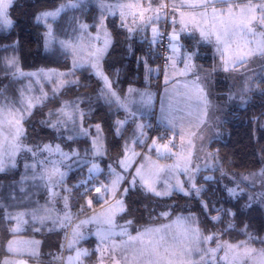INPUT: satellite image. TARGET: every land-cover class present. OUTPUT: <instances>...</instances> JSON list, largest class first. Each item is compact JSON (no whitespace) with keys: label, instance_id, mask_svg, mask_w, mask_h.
<instances>
[{"label":"trees","instance_id":"trees-1","mask_svg":"<svg viewBox=\"0 0 264 264\" xmlns=\"http://www.w3.org/2000/svg\"><path fill=\"white\" fill-rule=\"evenodd\" d=\"M63 1L66 0H14L10 6L9 14L14 24L10 28H0V102L17 100L24 85V77H13L6 66V59L11 56L18 58L19 67L24 70L42 67L69 68V52L55 42L50 47H45L43 44L45 25L35 20L37 14L56 7ZM97 16V5L91 0H83L75 7L66 8L52 21L54 35L69 38L75 34L82 21H86L89 29L93 31L96 29ZM120 24L119 15L107 16L112 44L103 58V67L119 93L123 95L130 85L140 86L145 83L144 62L158 64L160 50L158 40L155 43L149 42L148 32L142 34L140 29L132 33L126 27H120ZM160 24L161 22L159 26ZM72 77L77 83L66 84L32 110V114L24 123L26 135L23 142L31 146L58 143L66 150H78L83 158L96 162L101 168L99 172L93 174L95 179L91 183L96 185L98 181L108 180L109 165H117L123 155L125 143L130 141L131 133L135 131L131 122L127 121L117 133L116 121L122 119L123 110L116 103L109 104L101 98V80L90 67L76 69ZM65 101H79V107L85 113L83 126L90 128V132L96 124L101 126L104 140L102 155L93 157L90 137L78 134L79 121L75 126L70 122L67 127L59 129L49 126L57 119L56 115L49 117V113H55ZM161 127L157 120H154L150 127L147 126L148 133L155 134ZM221 129L223 136L213 139L209 144L216 165L213 168L200 169L195 179L196 186L201 188L199 195L193 191L185 195L175 190L171 195L156 196L137 184L123 196L125 211L118 216V221H132L129 225L131 231H138L144 226L164 221L179 213L192 214L204 234H216L218 239L233 243L247 241V244L256 248H264V177L261 176V171L264 170L263 73L251 86L244 104L229 109L228 116L221 123ZM68 136H72L73 139L69 140ZM135 147L141 149L143 145L137 143ZM25 155L27 152L22 151L20 158ZM88 166L87 161L71 168L62 183L68 189L74 218L104 203L103 200L95 199L94 192H90L89 196L93 197V203L88 207L87 198L81 195L84 191L81 181L88 178ZM21 167L18 164L0 172V255L5 252L9 238L21 234L39 238L45 257L56 256L61 253V245L65 241L58 230L47 231L39 227L37 221L31 219L27 227L20 232L13 233L9 229L12 220L6 218L5 210L9 208L11 211H17L25 206L19 199L21 190L17 189L22 184ZM240 173L254 176L259 174L262 179L255 183L256 185H250L239 180L237 176ZM237 183L243 191L238 192L236 196L229 195L228 189L235 188ZM12 190L14 193L17 191V194L12 193L9 196ZM46 195L47 189L38 195L37 202H43ZM202 202L208 203L207 211L204 210ZM10 204H13V208L9 207ZM217 209L226 211L217 212ZM227 210L235 215L229 214ZM161 213L168 215L163 216ZM217 215L220 216L219 220L211 219ZM229 224L232 226L229 227ZM249 237L252 239L249 240ZM95 241L91 236L81 242L90 248V253L85 258L87 264H94V257L97 255L94 249ZM215 242L216 240L211 241ZM48 243H51L50 247Z\"/></svg>","mask_w":264,"mask_h":264},{"label":"rangeland","instance_id":"rangeland-1","mask_svg":"<svg viewBox=\"0 0 264 264\" xmlns=\"http://www.w3.org/2000/svg\"><path fill=\"white\" fill-rule=\"evenodd\" d=\"M81 1L83 0H72V2L76 5ZM68 2L69 0L63 1L56 7L46 9L44 11H54L61 4H66ZM91 2H93V4L97 5L98 7V16L95 21L96 29H94L93 31L90 30L89 24L86 21H82L80 22V24L88 25V28L85 31L82 32L80 28H78L75 34L73 36H70L69 38L57 37L53 32V39L51 41V44L48 46L50 47L55 42L57 43V45L63 47L60 42L68 41L75 47V51L73 50V48L63 47L70 54V66L68 69L42 67L37 69L24 70L19 67L25 73H48L51 71L56 74L66 73L68 75L59 76L54 74L50 78H46L44 76H21L25 79L21 91L25 90L28 85H31V91L26 92V95L40 97L42 94V89L44 93H47L48 97L49 95L54 94L53 89L56 88L61 81H73L74 78L72 77V74L76 69L82 67H90L91 71L97 76V70L92 67L91 63L86 62L83 58L87 56V53L89 51H93L95 48L103 47L104 40L107 38L110 43L106 52L99 61V70L108 77L109 81H111L112 89L127 104V108L120 107L123 110V117L119 120H126V122L130 121L133 131H135L131 133V139L127 143L131 145L133 139H142L144 141V143L142 144L143 147L141 149H138L134 146L135 151L141 153V155L133 158V166L128 171L130 173H134L135 168L139 167L140 165H143V171L146 174H154L160 169H163L162 172H159V179H156L155 176H153V179H156V188L158 191L165 190L166 181L168 184L172 185H175L177 181H180L183 183L185 189H189L190 183L188 175L184 171L186 162H188L190 159V163H188L187 166L193 170L197 167L199 168V170L203 168H213L216 165V161H214L213 155H208L209 153L213 154L211 150H209L210 142L215 138H220L223 136L221 123L228 116L229 109L231 107L241 106L244 104L246 95L248 93V91H244L245 82L247 81L248 87L249 89H251V86L255 83V81H257V78L261 76L262 73L264 74V57H261L259 55L251 57L248 63L243 65L242 67L237 65L235 69L230 71L224 70L225 64L230 60L231 57H234L235 55L242 52H247L249 48H255L256 42L261 39L260 33L264 32V28H261L259 25L254 26L253 30L256 32L255 36L239 34L230 35L227 38L228 46L226 49L224 43H220L219 45L217 44L215 33L222 34L224 28L226 27V22L228 21L226 11L227 5L216 4L215 7L217 9H225V11L222 14L218 13L217 17L213 18L211 8L205 10L199 7L190 6L197 4L199 0H164V3H166L168 7L161 15L160 19L154 20V22L152 23H142L140 27L137 28L135 25L131 24V17L128 18V27H130L131 25V27L136 29L135 31H139L141 29L142 34H147L148 32L150 43H153V27L158 29L159 32L158 22L160 23L163 21L162 23H164L165 20L169 19V48L166 51V56L162 60L160 59L158 64L151 65L149 61H145V73L143 75L145 83L140 86L130 85L129 87H127L126 93L122 95L118 92L116 86L114 85L109 75L105 72L103 67V58L109 51L112 44V35L107 26V16L115 14L120 15V12H117L120 11V9H109L107 6L137 3L147 6V0H91ZM158 2L159 0H157V3L153 4V7H156L158 5ZM232 2L234 4L244 6L249 2V0H232ZM252 2L259 3L260 0H252ZM173 4L177 6L178 11L173 10ZM125 11H136V9H125ZM181 13H183V15H181ZM201 13H204V15H201ZM147 15L155 14L149 12L147 13ZM101 17H103V28L100 27ZM173 18L175 22H173ZM52 21L53 20L50 18L48 20V23H51L53 27ZM45 32L46 26L43 36L44 46ZM105 32L108 34L107 37L105 36ZM202 32H211L213 33V35L210 38L206 39L201 35ZM173 35H175L176 37L174 40L172 39ZM157 39L158 36L156 37V41ZM200 40L205 41L206 43L200 42ZM247 41H252V43H246ZM222 52L224 53L223 58L221 55ZM74 61L78 62V66L74 67ZM204 69H206V71H204ZM98 78L100 79V77ZM100 80L102 83L101 88H103L104 82L102 79ZM193 81H196L199 84L200 88L203 89V95L207 101L206 104L202 99L199 98L200 93L193 88ZM66 84L68 83H65L64 86ZM63 87H60L59 91ZM130 88L135 89V91L130 93ZM20 100L21 95L17 98V100L14 101L16 107H20ZM132 113H134V115H132ZM154 120H157V122L162 127L155 134H149L147 126L150 127L151 123L153 124ZM70 122L71 121H69L68 124ZM139 124L145 125L143 129L145 135L143 137H138V132L140 130L137 128V125ZM85 128H87L89 131V135L87 136L90 137L92 145V141L97 135L96 128L93 127L92 132H90V128ZM77 131L79 130L77 129ZM74 133H76V131ZM101 137L103 144L102 151H104V140L102 133ZM153 139L157 140V145L168 144L171 151H166L163 148L160 149V152H157L155 148L149 150L147 146L152 144ZM169 141H171V143H169ZM44 145L46 144L40 146L43 147ZM51 145L54 147L55 145L60 144L53 143ZM173 145H175V147H173ZM28 146L31 147V145ZM60 148L64 152L72 151L64 149L61 145ZM92 150L93 145L91 147V152ZM20 154H18L16 157V166H18V164L22 166L21 169L23 179L21 178L22 184H20L17 189H23V192H19V195H21L19 196V199H21L22 201L21 204H24L25 206L23 209L17 211H11L9 208H7L5 210L6 218L8 219V213H11L13 216H15V214L18 212L27 213L28 211H31L38 206H46L53 209V217H63L67 212L70 216V220L66 221L63 226H61L59 222L54 224L52 219L47 220L49 224L54 225L56 227V230L62 233L64 239L66 238V242L64 243V245H61V247L63 246L61 253L56 256L51 255V260L57 264H61V261L62 264H68L67 258L69 256L75 257L77 250L86 249L88 250V253H90L89 246L86 244H82L81 242L83 239L94 236L96 238L94 249L97 251V255L94 257V264H100V249H103L105 245L101 243V236L98 235V233H104L109 227L108 224L103 222L109 215L108 205L104 203L101 207L90 211L89 214L84 215L83 217H80L70 223L73 218L74 209L71 207L72 201L68 191H66V186L60 184L58 187L53 189L54 191L58 192L59 195L55 197L54 203L50 202V191L49 188L44 186V181L39 179H31L33 171L31 169L25 168V164H31L35 158L30 152H27V155L21 158ZM47 155V152L41 153L39 158L43 159ZM160 157L166 158V160L160 159ZM58 159H60L58 155H53L50 157V160ZM84 161L89 162L88 168L91 167L92 163H96L92 160L83 158L82 154H80V158L73 157L70 160L64 161V163L61 165V171L66 173L63 180L65 179L68 171L71 168L76 167L77 165H79V163H84ZM112 167L117 171H122L118 163L116 166ZM9 168L12 167H8L6 169ZM99 169L101 170L100 167ZM199 170L195 171V179ZM88 176L89 172L87 169V177ZM237 177H239L240 181L249 183L250 185H254L262 179L259 174L254 176V174L240 173ZM242 177H249V179L242 180ZM110 178L111 177H109L107 181L96 182V186H99V182L108 183ZM130 178L131 177L129 176V179ZM123 187H128V185L124 183L121 185V188ZM46 189L47 195L44 198V201L37 202L38 195L44 192ZM175 190L176 189L173 188L172 192ZM192 191L195 192V190ZM12 193L16 195L17 191L14 193L12 190L8 195L11 196ZM65 196L68 197L67 208H65V202L63 199V197ZM119 198L121 197L118 194L117 199ZM122 198L124 200V197ZM109 200H111L110 197ZM9 207L13 208V204H10ZM121 213L122 212H117L114 217V222L118 226L126 224V222L118 221V216ZM40 214L43 215V213ZM179 216L188 217L193 215L179 213V215H174L173 217L168 218L164 221L144 226L138 231H131V228L128 225L127 231L132 236H135L138 232H143L146 228H157L162 225H170ZM93 217L96 218L93 219ZM30 219V215H25L23 217L24 221H28ZM12 221L13 222L10 224L9 229L13 233L22 231L27 227V222L18 225L15 219H12ZM83 221L90 222L81 223ZM77 225H79L78 230L83 234V236L74 244L73 247L69 248L67 245L69 241L72 240V233ZM191 226L198 227L196 218L195 224ZM48 227L49 225L47 226V228ZM51 228L52 227L48 229ZM119 231L120 229L119 227H117L116 232L119 233ZM176 232L177 229L175 228V226H173L172 229H166L163 235L165 236L166 240L172 241L173 237L176 235ZM203 235L207 236L210 234L203 233ZM114 239L119 242L122 239L126 240L127 236L121 237L120 235H116ZM217 243L221 245L227 244L236 246L241 242L233 243L229 242L228 240L219 238L215 243H211V241H209L207 244H202L201 247L215 248L217 246ZM50 244L51 243H48V247L51 246ZM39 246L40 241L35 237L15 234L10 237V240L6 244L5 252L0 255V264H47L44 263L41 259V255L45 254V252H41L39 250ZM247 248L255 249L256 251L245 254L244 247L233 248L231 250L222 248L216 254L217 264H261L260 250H264V248H256L251 244H247ZM65 250L68 251L66 252ZM226 252L228 253V260H220L219 258L223 257ZM61 257L62 260H60ZM85 258L86 256H82L80 261L74 260L72 264H87ZM194 258L199 259L198 256ZM104 264H111V261L109 259H105Z\"/></svg>","mask_w":264,"mask_h":264},{"label":"snow or ice","instance_id":"snow-or-ice-1","mask_svg":"<svg viewBox=\"0 0 264 264\" xmlns=\"http://www.w3.org/2000/svg\"><path fill=\"white\" fill-rule=\"evenodd\" d=\"M14 3V0H0V28H10L13 26L14 21L10 18L9 8ZM157 3V0H147V6L143 4H117V5H108L109 9L118 8L120 9L121 24L120 27H128V18L131 17V24L135 25L137 28L140 25L152 23L154 20L161 18V15L165 12L168 5L164 3V0H159L158 5L153 7V4ZM216 4L227 5V16L228 21L226 22V27L224 28L223 33H215V38L217 44L224 43L227 49L228 43L227 38L230 35H251L255 36L256 32L253 30L254 26L259 25L261 28H264V0H260L259 3H253L252 0L244 5L240 6L234 4L232 0H199L197 4L190 5L192 7H199L202 9L212 10L213 18H216L218 13L222 14L225 9H217ZM76 4L69 0L66 4H61L54 11H44L35 16V20L40 23L43 22L46 26L45 32V47H48L51 44L53 39V27L51 23H48V20L51 18L53 21L56 20L59 15L68 7H75ZM183 6V5H181ZM103 7V5H102ZM174 11H178L175 4L172 5ZM125 9H136V11H128ZM154 13L155 15H147V13ZM183 15V13H181ZM204 15V13H201ZM173 22L174 18H173ZM100 27H104L103 17H101ZM80 30L83 32L88 28L86 24L79 25ZM129 32L136 30L133 27L128 28ZM153 43L156 42V37L159 35L158 29L153 27ZM105 32V36L107 37ZM202 36L206 39L210 38L213 33L211 32H202ZM261 39L256 42L255 48H249L247 52H242L234 57H231L228 62L225 64V71L233 70L239 66H243L248 63L249 59L255 55L264 57V32L260 33ZM176 37L173 35L172 39ZM65 48L75 47L68 41L60 42ZM110 41L106 38L104 40L103 47L95 48L93 51H89L87 56L83 59L91 63L92 67L97 70L96 74L104 82V87L101 89L100 96L107 103L112 104L116 103L118 107L127 108V104L121 97L112 89L111 81L108 77L104 75L103 72L99 70V61L106 52ZM246 43H252V41H247ZM174 48V46H173ZM219 50V49H218ZM222 58L224 53H221ZM6 66L9 69L10 74L13 77L17 76H26V77H39L44 76L50 78L52 75L56 74L53 72L48 73H25L19 68L18 58L13 56L7 58ZM78 66V62L74 61V67ZM56 75L64 76L68 75L66 73H58ZM250 79V78H249ZM65 83L72 84L77 83L76 81H61L60 84L53 89V92L59 91L60 87H63ZM193 88L200 93L199 98L204 101L206 104V98L203 95V89L200 88L199 84L196 81L192 82ZM247 81L245 82L244 91H249ZM31 91V85H28L25 90L21 91V100L19 101L20 107H16L15 102H0V172H3L8 167L16 166V157L22 151L30 152L35 158L31 164L26 163L25 168L31 169L33 175L31 179L33 180H42L44 181V186L49 188L50 191V202L54 203L55 197L59 195L58 192L54 191L56 187L63 183V178L66 175L65 172L61 171V165L64 161L70 160L73 157L80 158V153L78 150L73 149L71 152H64L60 145H55L54 147L51 144H46L43 147L40 145L28 146L24 144L23 140L26 135L24 129V123L28 116L32 114V109L36 107L37 104L42 103L44 99L47 98V93H44L41 89L40 97H33L26 95V92ZM135 89H129V92H133ZM56 115L57 119L50 123V127L59 129L60 127H67L69 121L75 126L77 121H79V132L80 135H89L87 128L83 126V120L85 113L79 107V101L76 102H64L61 108L57 109L55 113L50 112L49 117ZM134 115V113H132ZM127 119V118H126ZM126 122L116 121L117 133H119L121 126ZM42 123H48V121H42ZM145 125L139 124L137 128L140 130L138 132V137H143L145 135L143 129ZM97 135L92 141L93 157L103 154V144L101 137V126L99 124L95 125ZM69 140L73 139L72 136L68 137ZM143 144L142 139H133L131 145L127 142L123 148V156L118 161L119 167L122 171H117L111 165H109V174L110 179L108 183L99 182L97 187L95 184H92L91 181L95 179L94 173L100 171L99 165L92 163L91 167L88 168L89 176L87 179L81 181V185L84 186V191L81 193L82 196L86 197V204L88 207L92 206L93 197L89 196L90 192L95 193V199L103 200L106 205H108L109 215L103 221L108 224L109 227L104 233H98L101 236V243L105 245L101 251L100 264H104L105 259H109L111 264H217L216 254L222 249L227 248L229 250L233 248L244 247L245 254L249 252H255V249L247 248V241H242L239 245H221L217 243L215 248L211 247H201L202 244H207L209 241L217 240L218 237L216 234L203 235L199 227H193L191 225L195 224V217L188 216L183 217L179 216L175 221L170 225H162L157 228H146L143 232H138L137 235L132 236L127 231V226L131 225L132 221H127L125 225H116L114 222V217L117 212L125 211V205L123 196L126 195L130 189H134L139 183L140 187L144 188L145 191L151 192L156 196H167L171 195L172 189L175 188L178 191L184 192L185 195L191 194L192 190H195L196 194L199 195L201 188L197 187L194 183L195 171H198L199 168L190 169L187 164L190 163V159L186 162L184 171L188 175L190 188L185 189L183 183L177 181L175 185L168 184L165 182V190L158 191L156 188V179H159V172H162L163 169H160L154 174H146L143 171V165L135 168L134 173H130L128 170L133 166V158L141 155L135 151V145ZM171 143V141H169ZM149 150L155 148L157 152H160V149L163 148L166 151H171L168 144L157 145V140L153 139L152 144L147 146ZM175 147V145H173ZM47 152L48 155L43 159H40L39 156L41 153ZM53 155H58L60 159L50 160V157ZM87 155V153L85 154ZM209 156L213 155L211 153ZM147 158V157H146ZM87 163V161H84ZM129 176L131 177L129 179ZM155 176L156 179H153ZM261 176L264 177V170L261 171ZM23 179V178H22ZM205 179H211V177H205ZM249 177H242V180H247ZM126 183L128 187L121 188V185ZM23 192V189H21ZM66 191H68L66 189ZM243 191L239 187V183L235 188H229L228 192L231 196L238 195V192ZM120 195L121 198L117 199V195ZM109 197L111 200H109ZM65 202V208L68 207L67 200L68 197H63ZM203 208L205 211L208 210V203L202 202ZM226 211L223 209H217V212ZM229 214L230 210H227ZM53 209L46 206H38L35 209H32L30 212H18L13 216L11 213L7 214L9 220L15 219L17 224L26 223L27 221L23 220L25 215H30L33 221H39L41 225L45 223L46 220L52 219L53 223L59 222L61 226L68 220H70L69 214L66 212L63 217H53ZM40 213H43L41 215ZM163 216H167L168 213H161ZM96 217H93L95 219ZM212 220H219L220 216H212ZM90 221H83L81 223H87ZM173 226L177 229L176 235L173 237L172 241L165 239L163 233L166 229H172ZM232 225L229 224V227ZM119 227V233L116 232V228ZM79 225L73 230L72 240L69 241L68 247L71 248L74 244L82 238L83 234L79 232ZM39 231V229H37ZM120 235L121 237L127 236V239L120 240L117 242L114 237ZM252 238L249 237V240ZM110 241V243H109ZM63 247V246H62ZM89 255L88 250H77L75 257L69 256L68 264L72 262L80 261L82 256ZM198 256L199 259L194 257ZM261 264H264V250H260ZM62 260V257L60 258ZM220 260H228V253L226 252L223 257L219 258Z\"/></svg>","mask_w":264,"mask_h":264},{"label":"built area","instance_id":"built-area-1","mask_svg":"<svg viewBox=\"0 0 264 264\" xmlns=\"http://www.w3.org/2000/svg\"><path fill=\"white\" fill-rule=\"evenodd\" d=\"M162 22L159 26V32H158L159 35H158V39H157L158 45H159V50H160V59L161 60L166 56V51L169 48V42H168L169 19L165 20L164 23H162ZM61 264H62V261H61Z\"/></svg>","mask_w":264,"mask_h":264},{"label":"crops","instance_id":"crops-1","mask_svg":"<svg viewBox=\"0 0 264 264\" xmlns=\"http://www.w3.org/2000/svg\"><path fill=\"white\" fill-rule=\"evenodd\" d=\"M117 12H120V11H117ZM119 15V14H118ZM120 16V15H119ZM158 24H159V22H158ZM157 24V25H158ZM130 27H131V25H130ZM127 29L129 28V27H126ZM135 31V30H134ZM133 31V32H134ZM157 42V41H156ZM200 42H203V43H206L205 41H201L200 40ZM201 70H203V69H201ZM204 71H206V69H204ZM119 92V91H118ZM160 159H164V160H166V158H163V157H160ZM104 204V203H103ZM102 204V205H103ZM101 205V206H102ZM101 206H99V207H101ZM98 208V207H97ZM97 208H95V209H97ZM95 209H93V210H95ZM28 212H30V211H28ZM27 212V213H28ZM87 214H89V212L88 213H86V214H84V215H87ZM84 215H82V216H80V217H83ZM80 217H77V218H72V220L70 221V223L71 222H73L74 220H76V219H78V218H80ZM12 220V219H11ZM13 222V221H12ZM28 222H29V220L27 221V224H28ZM38 222V221H37ZM26 224V225H27ZM38 224H39V227H43V228H45L46 230H48V231H53V230H56V227L54 226V225H52V224H49V222L46 220L45 221V223L43 224V225H41V223H39L38 222ZM49 225V227L48 228H50V227H52L51 229H48L47 228V226ZM24 230V229H23ZM20 232V231H19ZM25 236H30V237H34V236H31V235H25ZM94 237V236H93ZM36 239H38L39 241H40V246H39V250L42 252V245H41V240L39 239V238H37V237H35ZM95 238V237H94ZM66 239V238H65ZM9 240H10V238H9ZM8 240V241H9ZM95 240H96V238H95ZM7 241V242H8ZM66 242V240L64 241V243ZM64 243H63V245H64ZM7 244V243H6ZM68 250H66V252H67ZM63 252H65V251H63ZM42 257V258H41ZM41 257H39V258H41L42 259V261L44 262V263H47V264H57V263H55V262H53L52 260H51V258H50V256L49 257H45L43 254L41 255ZM59 258V257H58ZM61 260V259H60Z\"/></svg>","mask_w":264,"mask_h":264}]
</instances>
